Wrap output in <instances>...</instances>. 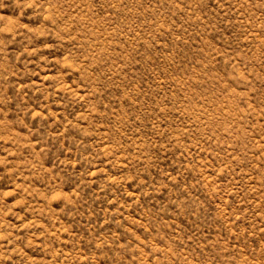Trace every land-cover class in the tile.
Listing matches in <instances>:
<instances>
[{"label": "rangeland", "instance_id": "obj_1", "mask_svg": "<svg viewBox=\"0 0 264 264\" xmlns=\"http://www.w3.org/2000/svg\"><path fill=\"white\" fill-rule=\"evenodd\" d=\"M0 264H264V0H0Z\"/></svg>", "mask_w": 264, "mask_h": 264}]
</instances>
